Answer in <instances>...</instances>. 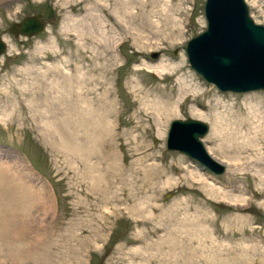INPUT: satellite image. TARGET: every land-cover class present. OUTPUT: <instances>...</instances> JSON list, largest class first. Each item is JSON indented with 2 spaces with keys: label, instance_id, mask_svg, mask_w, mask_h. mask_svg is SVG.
Returning <instances> with one entry per match:
<instances>
[{
  "label": "rangeland",
  "instance_id": "rangeland-1",
  "mask_svg": "<svg viewBox=\"0 0 264 264\" xmlns=\"http://www.w3.org/2000/svg\"><path fill=\"white\" fill-rule=\"evenodd\" d=\"M159 1L0 0V37L6 42L0 56V264H264L263 199L253 196L259 179L252 171L225 163L224 172L216 174L166 146L172 120L198 119L191 115L192 105L205 101L215 105L221 99L218 111L228 124L229 105L246 116L247 104L264 98V90L221 92L205 81L191 68L185 50L188 40L206 27L205 0H168L169 5ZM245 1L252 19L264 25V0ZM36 14L46 21L41 33L15 37L9 32L12 23ZM169 16L177 22L170 23ZM167 64L170 67L164 69ZM178 65L183 68L174 69ZM182 77L198 89L182 96L178 90ZM159 98L177 103L174 115L162 125V136L156 134L153 109L143 111L145 102ZM102 100L115 103L111 119L116 139L109 145L120 156L123 177L133 181L129 186L123 177L113 176V169L106 180L111 183H107L111 193L106 202L89 186L84 163L86 159L99 165L103 154L97 150L99 134L91 132L94 126L89 119L101 117L97 112H103ZM81 107L93 113L84 114ZM204 108L207 115L213 114ZM202 121L209 126L202 141L211 156L212 125ZM136 143L143 151L134 149ZM144 164L159 168L161 177L156 179L153 172L143 177ZM186 168L217 187L247 188L241 194L249 201L238 205L210 198L199 182L190 181ZM166 177L168 183L161 184ZM112 190L133 191L135 198L154 194L152 201L167 207L181 201L179 216L206 217L198 213L205 210L211 238L199 249L200 229L191 223L177 231L182 237H195L198 249L185 246L160 253L145 247L135 252L145 242L155 241L156 235L149 233L151 224H139L124 203L116 202ZM217 242L226 247L219 244L218 250Z\"/></svg>",
  "mask_w": 264,
  "mask_h": 264
},
{
  "label": "bare ground",
  "instance_id": "bare-ground-1",
  "mask_svg": "<svg viewBox=\"0 0 264 264\" xmlns=\"http://www.w3.org/2000/svg\"><path fill=\"white\" fill-rule=\"evenodd\" d=\"M9 1H13V0H9ZM166 1L168 2V5H169L170 2L168 0H166ZM165 11H167V10H165ZM174 12H176V10ZM164 14H165V12H164ZM167 15H169V13ZM170 18L168 19L169 22L170 21L172 23L177 22L175 18H173V17H170ZM163 19H164V17H163ZM169 22H167V24ZM169 30L171 31V33L173 32L172 28H170ZM169 67H170V64H167L166 67L164 66L163 68L165 69V68H169ZM181 68H183V67H181ZM181 68L179 67V65L174 67V69H176V70L177 69L180 70ZM186 76L190 77V75L189 76L186 75ZM79 77H81V76H79ZM178 80H180V82L178 81L179 82L178 83V90H179L180 94H182V96H184L186 94L190 95L189 94L190 92L193 93L195 91V89L196 88L198 89V87H199V86H194V85H192V86H194V87H192L186 77L185 78L182 77ZM190 81H192V79ZM157 90H158V88H157ZM199 90H201V88ZM201 94H203V91H201L200 95ZM146 95H147V93H146ZM146 95H144V96H146ZM137 97H139V96H137ZM83 98L85 99V97H83ZM162 100H164V99H162ZM162 100H161V98H159L157 100H155V99L149 100L147 103L145 102V104L141 102V104H144L143 111L146 110V112H144V113H147L148 109H150V110L153 109L150 114H151V116H153V120H154V123L156 126V134L159 136H162V133L164 132L162 130L163 123L165 124V122H167L166 120H168V118L170 116L174 115L173 109H174V106L177 104L176 101L169 102L167 104V103H163ZM165 100H167V98ZM191 100H193V99H191ZM215 101L217 102L215 105H213L211 102H206V101L201 103V104L197 103V106H195V104L192 105L191 115L193 117L198 118V119L209 121L212 125L211 133L208 137V140L210 141V143L213 146L209 150L212 158H214L219 163H222V164L225 163V164L230 165L232 168H235V169L252 171L253 176L259 179V182L256 184V187H255L256 189H254L253 196L255 198L257 195L258 197L262 198L263 199L262 206L264 207V191L261 190L262 188H264V186H263L264 185V98L258 97L257 100H255L254 102H253V100L250 101V103L247 104L248 114L246 116L245 115L241 116L240 111L233 110L232 108H234V106L229 105L228 108L230 110L229 109L228 110L230 113L229 114L230 117L226 115L227 116L226 121L228 122V124L224 123L225 122L224 121L225 120V116H224L225 114L222 111H218V109H220L221 106L223 105L222 104L223 101L221 99H216ZM102 102H103V105L101 107V110L103 112H101L100 110L97 112V114L101 113V117H99V118L96 117L97 115L96 116L90 115L93 112H89L90 110L87 107H83V108L81 107V109L83 110L84 114L90 115L89 119L91 118L92 124H93L92 126H94V127H92L93 129L91 130V132H93V130H94L95 133L99 134V136H97L98 137V139H97L98 143L95 142V143H97V150H99L100 153L101 152L103 153L101 155V157H99L100 158L99 159L100 160L99 165L96 162L97 166H96V163H91L88 160L84 159V163L87 164L86 167L88 168L87 169L88 170L87 180H89V182H90L89 186H91V188L97 189L98 192L100 193V195H99L100 201L106 202L109 199V197H110L109 195L111 193V189L108 188L109 185H107V183L111 184L110 180L106 181L108 178V174L112 173V171L114 169V171H116V172L112 173L113 176L118 175V177L120 176V178H122L123 173H124L122 170H123L124 166L121 163V161L119 159L120 156L118 157L116 150L114 151L111 148L113 146L109 145V142H111V139H114V140L116 139L115 126L113 124L114 121H112V119L114 117V113H115V110H113L112 106H115V103L114 102H107L106 100H102ZM148 104H150V105H148ZM203 108L204 109L209 108L213 114L210 116L207 115L205 112L202 111ZM150 114L148 113L147 115H150ZM88 115H86V116L88 117ZM93 135L94 134L92 133V136ZM94 137H96V136H94ZM133 137L138 138V136H133ZM133 137L131 136V138H133ZM89 140L91 142V147H92L93 143H92L91 139H89ZM135 145H137V143ZM225 146L232 147L233 149H228L229 147H225ZM134 149L135 150L142 149V146H140L138 144L136 148L134 147ZM77 151H78V149H77ZM142 151H143V149H142ZM212 151H215V153H217L218 155H220L224 159L217 157L216 155H214V152L212 153ZM99 152H98V154H99ZM138 153H139V151H138ZM144 155H146V154H144ZM148 156H151V155L149 154L146 157H148ZM153 159H154V157H153ZM100 163L102 164L101 169H100V166H101ZM154 166H152L151 164H147V165L144 164L142 166V174H144L143 177L145 176V174L148 177L149 176L148 174H150L151 172L154 173L153 175H155L156 179L161 177V171L159 170V168L154 167ZM125 171H126V169H125ZM185 172H186V174H188L187 176L189 177L190 181L196 180V182H199L201 184V189H202L203 193H205L210 198H215V199L221 198L220 200L223 199L225 201L231 202V204L237 203L238 205H240L239 204L240 201L241 202L247 201L249 199V198H247L241 194V193L246 192L247 188H245V187H244V190H243V187H241V186H238L236 188V190H233V189L231 190L230 189L231 187L229 188V186L217 187L216 184L208 183L207 180L204 179L203 176H202L203 179H200L201 175L197 172L190 171L189 169L187 171V168H186ZM127 175L128 174H126L125 176H127ZM129 176H131V174ZM135 178H137V177L135 176ZM166 178H164L163 182H162V180H161L162 178H161L160 183L161 184H167L168 178H170V177H166ZM109 179H111V178L109 177ZM150 179H152V178H150ZM150 179H145V180L147 181V183H149ZM96 180H97V182H96ZM120 180H122V179H120ZM124 180H127V178L123 177V181ZM127 182L129 183V186H130V184L133 183V181L129 182L128 180L126 181V183ZM113 185H111V186H113ZM115 186H116V184H115ZM150 186L151 187L149 189L151 190L154 186V183H151ZM126 188H128V187H126ZM131 188H132V186H131ZM260 190H261V192H260ZM88 191H86V192L88 193ZM117 191H119V190H117ZM117 193L113 192V190H112V194H115L113 197H115L116 202L120 203V204L124 203L125 209L127 210V212L130 215L138 218L137 222L139 224H141V225L151 224L152 228H151V231L149 233L152 235H154V234L156 235L155 241L145 242L144 243L145 246L135 249L136 250L135 252H138V251L140 252V250H142L145 247L148 250H151L154 248V249H156V251H160V253L174 252V251L179 250L185 246H188L190 251H194L195 249H198V247L195 245V242H197V241H195L196 238L195 237L191 238L188 235H186L185 237H182V233L180 235V232L177 231L179 226L184 227V225H188V224L193 223V226H197L198 229H200L199 234L201 236L198 239V242L200 244L199 249L202 246L203 247L205 246L206 238L211 235L210 234L211 232H213V231L210 232V230L208 229V226L205 224L208 220L207 212L205 210L198 212V213L206 214V217H198L197 215L192 217V216H188L186 213H184L183 216H179L181 213V210H182L181 206L183 205V203H180L181 201L176 206L171 205V206L167 207V206L160 205L157 202H153L152 200H154L156 198L154 194L153 195L152 194L151 195L145 194L144 197L142 196L143 198H140V197L135 198L136 196L134 194H132V193H134L133 191L132 192L130 191L128 193H124V192L118 193V194ZM139 196H141V195H139ZM37 203L39 204V201ZM34 205H37V204L35 203ZM241 206H242V204H241ZM36 207H38V205ZM29 214L31 216V213H29ZM189 217H192L193 219L192 218L190 219ZM26 220L30 223V222H32L33 218L28 217V219L26 218ZM203 220H205V221L203 222ZM211 220H212V218H211ZM39 227H40V225H39ZM41 227H42V225H41ZM40 232H42V231H40ZM5 236H7V235H5ZM209 238H211V236ZM34 243H35V241H34ZM185 243L187 245H185ZM214 244L218 250H219V248L221 249V246L223 245V244L219 243L221 245L220 246L218 244V242L214 243ZM224 247H226V246H224ZM253 247H254V245H252V248ZM242 248H244V247H242Z\"/></svg>",
  "mask_w": 264,
  "mask_h": 264
},
{
  "label": "water",
  "instance_id": "water-1",
  "mask_svg": "<svg viewBox=\"0 0 264 264\" xmlns=\"http://www.w3.org/2000/svg\"><path fill=\"white\" fill-rule=\"evenodd\" d=\"M204 18L205 29L186 44L191 68L221 92L264 90V25L252 19L246 1L205 0ZM45 28L44 17L36 14L12 23L9 32L15 37H33ZM5 51L6 42L0 37V56ZM208 131V124L202 120L174 119L168 128L166 146L221 174L224 164L208 154L202 141Z\"/></svg>",
  "mask_w": 264,
  "mask_h": 264
}]
</instances>
